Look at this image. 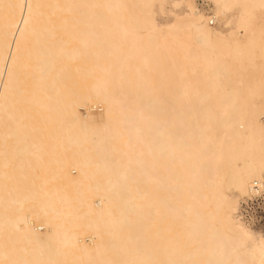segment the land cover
I'll list each match as a JSON object with an SVG mask.
<instances>
[{"label":"bare ground","instance_id":"1","mask_svg":"<svg viewBox=\"0 0 264 264\" xmlns=\"http://www.w3.org/2000/svg\"><path fill=\"white\" fill-rule=\"evenodd\" d=\"M208 1L0 0V264H264V0Z\"/></svg>","mask_w":264,"mask_h":264},{"label":"rangeland","instance_id":"2","mask_svg":"<svg viewBox=\"0 0 264 264\" xmlns=\"http://www.w3.org/2000/svg\"><path fill=\"white\" fill-rule=\"evenodd\" d=\"M193 4L198 8L199 11L206 13L207 17L213 16L214 6L208 0H193ZM240 12H241L240 8H236L233 11L232 13L233 23H235L237 21V18L240 17L241 15ZM155 13H156L157 22L160 25H166L175 19V15L187 14L189 13V11H188L187 5L185 4H183L179 9H176L173 7L171 1H166V3H164V5L162 6V9L160 5H156ZM235 19L236 21H234ZM253 20L255 22L257 29L259 30L263 29V37H264V11H261L260 13H256V15L253 17ZM225 22H226L225 20H221L219 23L217 22L215 23L213 21L211 23L215 24L212 27L215 28L218 32L222 31V33L226 34L230 30H233L236 33V35L238 34L237 36L240 39H245L244 30L235 26V24H232L231 26L229 25L230 27H228V25ZM260 65H261V62L258 60L257 66H260ZM94 111H95V114L102 113L100 108ZM80 113L83 117H86V111L84 109H80ZM1 181L3 184L10 185V182L5 179H2ZM236 194H237L236 192H233L234 196H237ZM260 197L262 198L255 200L254 202H250V205L248 206L245 203H247L250 199L252 200L256 197L246 196V197L240 198L239 209H238V213L236 214V216H237V219L240 220V222L243 225H245V227L251 234H253L255 237H262L264 239V195ZM242 207H243L242 211L244 215L247 217V221L249 223H252V226H249L248 223L245 221V219L241 218L242 215L240 214V212H241ZM42 232H44V230Z\"/></svg>","mask_w":264,"mask_h":264},{"label":"built area","instance_id":"3","mask_svg":"<svg viewBox=\"0 0 264 264\" xmlns=\"http://www.w3.org/2000/svg\"><path fill=\"white\" fill-rule=\"evenodd\" d=\"M256 190L258 191V188H257ZM260 198H262V197L258 196V197L254 198V199H252V200L250 199V200H249L247 203H245V204L248 206V205H250V202H254L255 200H258V199H260ZM242 210H243V207H242L241 212H240V214L242 215L241 218H242V219H245V221L248 223L249 226H252V223H249V222L247 221V217L244 215V213H243Z\"/></svg>","mask_w":264,"mask_h":264}]
</instances>
